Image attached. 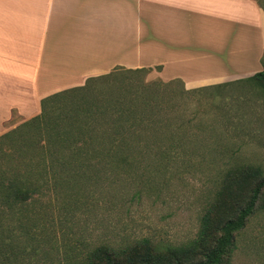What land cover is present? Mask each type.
Returning a JSON list of instances; mask_svg holds the SVG:
<instances>
[{"label":"rangeland","instance_id":"374dc122","mask_svg":"<svg viewBox=\"0 0 264 264\" xmlns=\"http://www.w3.org/2000/svg\"><path fill=\"white\" fill-rule=\"evenodd\" d=\"M256 1L264 8V0ZM141 69H115L75 94L92 105L159 85L163 117L150 134L161 149L135 168L101 171L35 196L24 221L30 230L21 234L34 253L20 264H73L98 245L136 239L186 243L195 238L202 208L230 165L264 173V91L254 81L187 91L179 80L164 82L160 67ZM235 245L231 264H264V211L250 217Z\"/></svg>","mask_w":264,"mask_h":264},{"label":"crops","instance_id":"0c3cea01","mask_svg":"<svg viewBox=\"0 0 264 264\" xmlns=\"http://www.w3.org/2000/svg\"><path fill=\"white\" fill-rule=\"evenodd\" d=\"M263 58L256 0H0V136L118 68L191 91L249 81Z\"/></svg>","mask_w":264,"mask_h":264},{"label":"trees","instance_id":"16d2710c","mask_svg":"<svg viewBox=\"0 0 264 264\" xmlns=\"http://www.w3.org/2000/svg\"><path fill=\"white\" fill-rule=\"evenodd\" d=\"M249 80L264 91V61ZM142 88L147 93L106 97L92 105L76 96L81 88L51 95L42 100L38 116L0 136V264H20L34 253L22 235L30 230L24 221L35 196L101 171L135 168L161 149L150 134L154 120L163 117L155 95L159 85ZM210 195L194 239L180 245L149 238L116 247L101 244L73 264H231L236 235L256 211H264V173L233 163Z\"/></svg>","mask_w":264,"mask_h":264}]
</instances>
